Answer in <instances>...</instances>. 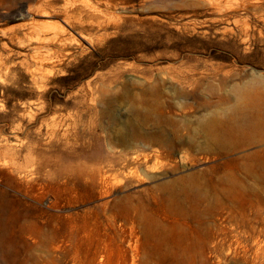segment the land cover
Returning <instances> with one entry per match:
<instances>
[{
  "label": "rangeland",
  "instance_id": "374dc122",
  "mask_svg": "<svg viewBox=\"0 0 264 264\" xmlns=\"http://www.w3.org/2000/svg\"><path fill=\"white\" fill-rule=\"evenodd\" d=\"M0 264H264V0H0Z\"/></svg>",
  "mask_w": 264,
  "mask_h": 264
},
{
  "label": "bare ground",
  "instance_id": "6f19581e",
  "mask_svg": "<svg viewBox=\"0 0 264 264\" xmlns=\"http://www.w3.org/2000/svg\"><path fill=\"white\" fill-rule=\"evenodd\" d=\"M34 13H32L33 15ZM37 16L39 17H46L47 14L45 13H38ZM179 146L176 144H172V147L168 148L166 151V155L161 156L160 153L155 154V157L160 159L164 158L169 160L170 157L174 154V151H179ZM176 154V153H175ZM257 154V153H255ZM180 155V154H179ZM180 157V156H179ZM181 158V157H180ZM143 162L147 163L149 156L143 155L142 156ZM182 159V158H181ZM108 162V161H107ZM111 162V161H110ZM106 163V162H105ZM107 164H105L104 167H106ZM108 167L113 169L115 165H108ZM238 170V168H236ZM96 171L99 173L100 180L102 182H105V178L103 176V167L96 169ZM213 171L209 170L206 172V176L209 178H212ZM246 179H249L251 181V185L246 188V184L241 181L243 188L248 189L249 191L257 190L260 194L262 193V177L261 175L256 171L247 172V174L244 175ZM191 179L190 184H186V180ZM186 179L181 178L178 179L175 183L173 182V185L167 186L165 185L163 188L166 191H162V195H155L154 192H147L145 194V197L148 199L146 201L147 208L149 210L151 218L157 223H169V224H183L186 226L188 230H194L191 228L187 222V219L183 216V210L186 208L189 211H193L201 207L203 204V199L199 198H193L191 196V191L193 189L197 190L199 194L201 195V182L198 175H190ZM240 183V184H241Z\"/></svg>",
  "mask_w": 264,
  "mask_h": 264
}]
</instances>
